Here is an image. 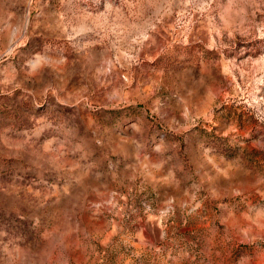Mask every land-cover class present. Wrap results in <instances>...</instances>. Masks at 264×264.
<instances>
[{
  "label": "rangeland",
  "instance_id": "374dc122",
  "mask_svg": "<svg viewBox=\"0 0 264 264\" xmlns=\"http://www.w3.org/2000/svg\"><path fill=\"white\" fill-rule=\"evenodd\" d=\"M0 264H264V0H0Z\"/></svg>",
  "mask_w": 264,
  "mask_h": 264
}]
</instances>
